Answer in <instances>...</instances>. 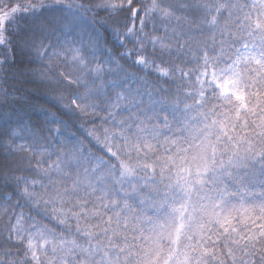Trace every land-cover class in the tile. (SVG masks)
<instances>
[{
	"label": "snow or ice",
	"instance_id": "1",
	"mask_svg": "<svg viewBox=\"0 0 264 264\" xmlns=\"http://www.w3.org/2000/svg\"><path fill=\"white\" fill-rule=\"evenodd\" d=\"M82 13L121 46L151 44L136 60L146 72L195 76L184 98L155 99L154 85L110 51L93 66L88 49L106 45L99 30L87 47L68 39L83 31ZM0 47V71L19 51L35 65L25 74L37 96L83 133L65 136L68 123L41 108L57 127L40 132L59 151L35 130L27 145L15 143L16 129L0 140L13 207L55 222L16 214L0 232V264H264V0H0ZM189 55L195 67L185 71Z\"/></svg>",
	"mask_w": 264,
	"mask_h": 264
},
{
	"label": "trees",
	"instance_id": "2",
	"mask_svg": "<svg viewBox=\"0 0 264 264\" xmlns=\"http://www.w3.org/2000/svg\"><path fill=\"white\" fill-rule=\"evenodd\" d=\"M87 2V0H85ZM238 3H243L244 0H236ZM249 5L253 3L252 0H248ZM84 15V24L83 31L77 29L74 31L68 39L70 41L75 42L76 46H79L80 43H83L85 47L88 45V41L90 37H94L96 34V30H99L101 36L105 39L106 45L102 49L95 51L94 54L92 50L89 48L88 53L89 59L92 60L93 66L96 64V60L104 61L108 59L109 51L112 54V57L117 60V62L123 66L126 72L130 75H136L142 77L149 84L154 85L153 96L155 99H164L174 102L176 100L177 94L181 99L184 98V95L187 91L190 90V85L192 81L195 80V76L191 78V80H179L176 78H157L156 73L148 70L147 72L143 69L142 66L136 65V60L138 56H151L152 54V46L148 44L147 51L141 52L139 51V45L136 43V38L133 37L130 41H125L124 45L121 46L120 40L113 37L110 31H105L103 29H99L98 24H91L93 19L92 13L83 14ZM103 13H100V16H103ZM123 15L121 14V19H123ZM138 26V23H137ZM123 31V29H122ZM146 31H151V25ZM156 34V33H154ZM5 49L0 47V55L4 53ZM131 53L128 55V53ZM124 54V55H121ZM167 59V58H166ZM182 60L187 61L184 63L185 71H188L195 67V65L191 62L193 57L191 55L187 57H182ZM179 63V61H177ZM35 67V65L28 64V59L26 57H22L17 51V55L15 57V63H10L5 65V70L0 71V100L3 99V93L7 91L8 93L14 94L12 99L5 105L0 103V140L7 141L9 133L12 129H16L23 139H17L15 141L16 144H30L32 143V139L30 136V132L35 130L41 136H47L48 140L52 142L55 146V150L59 151V144L53 141L52 136L48 132H40V129L52 128L55 129L57 125L48 124L46 122V117L43 112L40 111L41 108H44L48 111L55 113L60 119L64 120L68 123L69 128L65 132V136L70 135L71 133H76L77 137L83 138V133L77 132L76 129L80 126V121L75 119L70 113H66L64 109L60 106L53 107L51 101L48 100L47 97L40 95L37 96L36 90L41 88L40 85L34 82V78L31 75L25 74V68L31 69ZM114 67V65H113ZM123 75V73H121ZM178 75V74H177ZM111 78V77H109ZM138 84H134L133 87H138ZM75 89L73 86L72 89L67 90L65 92L66 97L71 96V92ZM42 90V88H41ZM82 91V90H81ZM70 102V100L68 101ZM187 103H191V100H187ZM145 105L148 104L147 96L144 97ZM183 107V105H181ZM99 115L102 117L105 115L104 112H100ZM127 115V113H125ZM163 115V114H162ZM74 122V125H73ZM99 123V120L96 121ZM22 125H30L31 128L28 131H21ZM92 125L89 123L86 127H91ZM65 137H60V140H63ZM5 149L0 147V162L4 161ZM19 156H24L27 158L30 156V153H22L19 155H12L8 157L9 159L15 160L18 159ZM55 156L52 157V160H55ZM34 165V162H33ZM22 167L27 168V163L25 162ZM16 175H31L29 172H17ZM15 185L12 184L10 186H5L2 181H0V232L7 234V229L11 226V224L15 223V216L20 212H23L25 216L33 217L37 222L41 224H47L48 227H52L55 223L49 224L48 220L42 219L40 215H37L36 210L30 209L29 206L25 205L23 207H13L17 203V195L14 194ZM4 196H9V200H5ZM23 205L24 201H20ZM5 209L7 210V215L4 214ZM43 213V209L39 210ZM28 224H31L32 221H27Z\"/></svg>",
	"mask_w": 264,
	"mask_h": 264
},
{
	"label": "rangeland",
	"instance_id": "3",
	"mask_svg": "<svg viewBox=\"0 0 264 264\" xmlns=\"http://www.w3.org/2000/svg\"><path fill=\"white\" fill-rule=\"evenodd\" d=\"M254 2V0H252Z\"/></svg>",
	"mask_w": 264,
	"mask_h": 264
}]
</instances>
